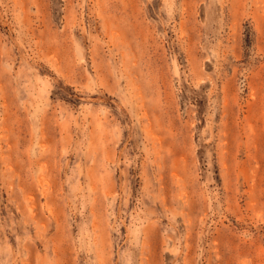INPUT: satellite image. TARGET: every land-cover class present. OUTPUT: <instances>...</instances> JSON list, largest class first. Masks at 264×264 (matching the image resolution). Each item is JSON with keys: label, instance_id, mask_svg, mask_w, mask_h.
I'll return each instance as SVG.
<instances>
[{"label": "rangeland", "instance_id": "1", "mask_svg": "<svg viewBox=\"0 0 264 264\" xmlns=\"http://www.w3.org/2000/svg\"><path fill=\"white\" fill-rule=\"evenodd\" d=\"M0 264H264V0H0Z\"/></svg>", "mask_w": 264, "mask_h": 264}]
</instances>
